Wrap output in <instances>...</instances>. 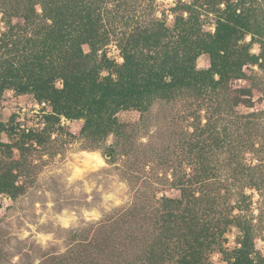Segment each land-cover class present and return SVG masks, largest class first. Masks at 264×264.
<instances>
[{
	"label": "rangeland",
	"instance_id": "374dc122",
	"mask_svg": "<svg viewBox=\"0 0 264 264\" xmlns=\"http://www.w3.org/2000/svg\"><path fill=\"white\" fill-rule=\"evenodd\" d=\"M100 1L103 2L102 11L105 14L104 20L107 21L106 28L110 31L109 42L100 51V55L106 53L108 56L112 52V48L108 47L111 45L116 49L118 56L123 58L118 47L120 34L117 33L128 29L126 25H122L127 20L133 27L142 26L145 22L157 19L156 13L160 12V19L168 24L167 13L171 12L174 20L168 26L172 27L175 21L173 8L166 7L162 3L158 4L157 0ZM178 1L180 0H176V5ZM190 2L191 0H188V3ZM23 5V0H0V25H2L0 39L10 29L7 24L9 19L13 26L24 25V19L15 12L22 9ZM203 13L206 22L204 29L211 32L210 29L215 25L216 14L212 10ZM14 33L15 39L23 35L33 36L32 31L22 33V30L17 29ZM254 45L257 46V50L252 52L259 54L260 45ZM85 46L90 52V47ZM8 56L10 57L11 54ZM112 60L116 61V57L113 56ZM197 65L200 69L210 68V57L207 55L200 57ZM255 67L258 71H254L253 66H248L245 71L248 75L247 79L234 80L230 83V101L240 102L237 106L234 105L232 110L218 103L217 110L214 107L213 111L205 109L201 112L197 109V105L193 104V99L180 96L171 103L155 102L146 113L135 110L122 111L116 115L115 128L118 130L100 147H94L95 144L91 139L82 135L84 124H81V120H68L69 124L64 127L56 124L53 130L43 132L42 144H38L36 139L24 141L22 138L24 133L41 131L39 127L44 128L43 111L51 113L53 108L46 102L45 110L41 111L43 102H38L33 95H17L11 90H5L0 97V132L7 134L11 142L9 144L16 143L19 146L24 144L25 150L21 151L14 147L17 152L14 153L12 149L10 157L2 154L0 160V173L9 168L10 164L13 163V166L15 162L18 164L15 170L19 176L17 184L23 188L16 198L0 195V264H173L176 262L181 255L182 242L176 240L170 242L171 248L168 252H164L165 237L162 234L164 225L159 219L162 214L159 210H162L164 198L182 199L180 189H174L171 185L174 169L180 168L185 174V180L197 175L191 168V161L195 159L196 152L192 153L194 155L190 153L192 149L190 141L197 139L193 126V113L199 116L202 125H205L207 119L211 117V121L217 124L216 132L222 136L224 135L222 130H227L231 149L235 150L233 155L239 153L238 150L244 149L238 157L235 156L236 162L231 167L226 162H230L231 151L226 148L225 152L224 148L214 149L211 146L208 153L212 152V157L209 161L213 160L210 166L215 167V175L208 177L210 180L208 178L204 180L205 187L201 191L195 185L191 186L197 198H201V195L206 198L199 207L191 206V209L198 212L197 215L201 216L203 223L215 222L213 227V231L216 232L215 243L212 250H207L206 261L212 264L210 257L220 253L219 264H228L226 253H231L233 250L224 248L228 241L223 238L225 234L221 235V231L225 229L228 220L238 215L244 217V220L253 226L255 239L264 240L263 177L258 172L251 177L248 172H242L240 167L239 174L233 170L237 167V162L239 165L254 167L260 163L259 156L264 159V69ZM107 73L104 71L101 76ZM240 81L244 83L240 85ZM58 86L62 87V83H58ZM245 90L246 93L242 92ZM7 92H11L12 95L8 96ZM220 100L224 104L228 101L224 95ZM21 115L24 116L22 121H20ZM30 124L31 128H29ZM73 129L80 130L76 135H72ZM52 133H56L55 140L51 139ZM109 138L112 142L111 147L106 146ZM73 142L80 144V150L103 152L106 162L115 165L98 173H90L85 179L90 184L94 182L98 188L103 186L105 194L114 193V189L111 188L113 183L111 177H117L120 182L125 183L127 190L123 195L117 194V198L123 200L124 196H127L128 200L120 207L105 210L102 207L104 201L101 192L94 190L91 194L93 199L89 203L82 183L78 182L71 187L67 185V173L63 170V162L68 145ZM207 142L210 143V139ZM255 150L260 153H256ZM45 156L47 159H44ZM226 178L228 181L224 182ZM164 179L168 181L163 184ZM256 183L262 185V188ZM77 187L80 188L79 192L75 191ZM257 195L259 199H256ZM210 200L217 204L215 205L217 213H210L211 210H207V206L211 207L207 204ZM49 203L53 205L52 208L48 207ZM108 203L112 204L113 201ZM37 204L40 205L39 208L36 207ZM64 209L76 214V221L69 229L61 227L56 219ZM92 209L100 213L101 220L88 222L83 219V210ZM254 211H258L259 215H254ZM234 212L238 214L234 215ZM220 217L221 220L217 221ZM232 227L233 225H230L226 233L231 234ZM238 230L242 233L240 229ZM39 234H51L53 239L44 246L37 239ZM239 238L240 235H237L236 243ZM170 254L174 256L170 258ZM255 257L259 261L264 259L259 252L255 253Z\"/></svg>",
	"mask_w": 264,
	"mask_h": 264
},
{
	"label": "trees",
	"instance_id": "16d2710c",
	"mask_svg": "<svg viewBox=\"0 0 264 264\" xmlns=\"http://www.w3.org/2000/svg\"><path fill=\"white\" fill-rule=\"evenodd\" d=\"M23 2L24 7L15 12L24 19V25L13 26L9 19L10 29L0 39V97L5 90H11L17 95H33L38 102H47L53 108L51 113H46L43 131L24 133V141L36 139L42 144L43 132L53 130L63 115L67 120L86 121L82 135L90 138L94 147H100L118 130L115 128L118 113L132 110L146 113L155 102L171 103L180 96L193 99L201 112L213 111L214 107L217 110L218 103L232 110L240 102L230 101V83L248 78L243 71L245 65L264 69V0H191L190 3L180 0L173 8L172 27L166 26L163 19H153L136 27L127 20L122 25L128 29L120 33L112 31L120 34L118 47L124 59L121 65L109 59L106 53L98 55L108 44L110 33L100 0ZM221 3L225 4L223 10L219 7ZM37 5L42 8V14L37 13ZM211 10L216 14L214 34L204 29L203 12ZM183 11L188 13L186 19ZM17 29L22 33L32 31L34 37L21 34L23 36L15 39ZM247 36L252 39L245 43ZM254 44L260 45L259 54L252 52ZM85 45L90 47L88 55L81 50ZM204 55L210 57L208 69L197 65ZM104 71L107 75L101 76ZM217 75L219 80L215 79ZM58 83H62V87ZM222 95L227 97L225 104L220 100ZM192 118L197 139L190 141V153L196 152V156L192 154L195 159L191 161V168L197 175L185 180L184 172L174 169L171 185L180 189L182 199L164 198L159 210L162 213L159 219L164 225V252L171 248L170 242H182L181 255L173 264H210L206 257L207 250H212L215 243V222L203 223L198 212L191 209V206L199 207L206 199L203 195L197 198L192 187L195 185L201 191L205 187L204 180L214 177L215 167L210 166L213 160L209 161L212 152L208 153L212 147L231 151L230 162L226 161L231 167L236 162L235 156L244 150L233 155L235 150L231 149L227 130H222L223 136L217 133V124L211 117L205 125L195 113ZM15 144H0V160L2 154L10 157L14 147L25 150L24 144ZM259 160L254 167L237 162L233 170L239 174L240 167L251 177L258 172L264 180V159L259 156ZM12 164L0 173V194L16 198L23 188L17 184L18 164ZM166 181L164 179L163 184ZM227 181L226 178L224 182ZM256 185L262 188L259 183ZM213 201H207L211 205L207 210L217 213V204ZM220 220L221 217L217 221ZM230 225L242 232L243 239L239 238L238 243L243 247L226 253V261L232 264L235 257V264H253L249 259L254 252L253 226L238 215L227 221L221 235ZM172 256L174 254H170V258ZM254 259L256 264H264V259Z\"/></svg>",
	"mask_w": 264,
	"mask_h": 264
},
{
	"label": "clouds",
	"instance_id": "9594fccd",
	"mask_svg": "<svg viewBox=\"0 0 264 264\" xmlns=\"http://www.w3.org/2000/svg\"><path fill=\"white\" fill-rule=\"evenodd\" d=\"M181 2L188 3V0H181ZM157 3L158 4L162 3L166 7H169V6L172 8L176 7V0H157ZM219 7L221 10H223L225 8V4L221 3L219 5ZM36 11L38 14H42L43 10L39 5H37ZM239 11L240 10L237 9V15H239ZM167 15H168V24L166 26L170 25L172 23V21L174 20V16L171 12H168ZM209 15H211V14H209ZM187 16H188V13L185 12L184 13L185 19L187 18ZM156 17H157V19L161 18L160 12L156 13ZM49 23H51V21H49ZM0 27H2V25H0ZM210 31L213 32V34H214L215 25H213V28L210 29ZM251 39H252L251 36L246 37L247 42H250ZM108 47L112 48V52H110L108 54V58L112 59L113 56H115L116 57V63L118 65H121L124 62L123 61L124 59L118 56V53L114 47H112L111 45H109ZM81 50L85 55L89 54V49L86 46L82 47ZM256 50H257V46L254 45L252 51L255 52ZM99 54L100 53H98V55ZM262 62H264V61H262ZM247 68H248V65H245L243 71H246ZM253 70L258 71V69L255 66H253ZM215 79L219 80V76L217 75L215 77ZM243 83H244L243 81L239 82L240 85H242ZM6 94L8 96L12 95L11 92H7ZM253 102L255 103V98H254ZM37 110H38V108H37ZM43 110H45V107L41 111H43ZM25 111H27V109H25ZM249 111H251V109ZM46 113L47 112L43 111L44 119H43L42 125H44V127L46 126V118H45ZM23 119H24V116L21 115L20 121H22ZM84 123H86V121L81 120V124H84ZM68 124H69V121L67 120V118L64 117L63 115H61L59 127H64L65 125H68ZM31 127H32V125L30 124L29 128H31ZM39 128L41 131L43 130V127H39ZM79 130L80 129H73L72 135H76ZM189 131H192V129H189ZM56 138H57L56 133H52L51 139L55 140ZM9 143H11V142L9 141L7 134L4 132H0V144H9ZM106 146L107 147L112 146L111 138H109V141L106 144ZM13 151H14V153L17 152L16 149H13ZM44 159H47V156H45ZM57 159H59V157H57ZM253 163L255 164L256 162L254 161ZM114 166L115 165H110L109 163L106 162V160L104 159V153L103 152L80 150V144L78 142H73L70 145H68V149L65 153L64 162H63V170L67 173V176H66L67 185L69 187H71L72 185L77 184L78 182L82 183L84 193L87 196V201L89 203H91V201L93 199V196L91 194L94 190L101 192L102 193V199L104 201L102 207H104L105 210H110L112 208L120 207L124 201L128 200L127 196H124L123 200H120L117 198V194L123 195V193L127 190L126 184L123 182H120L117 177H111V179L113 180L111 188L114 189V193L105 194L104 190H103V186H100L98 188L94 182L90 184L85 179V177L90 173H98L102 169L110 168V167H114ZM169 179H171V175H169ZM75 191L79 192L80 188L77 187L75 189ZM0 195H2V194H0ZM197 195H199V194H197ZM256 199H259L258 195H257ZM109 201H113V203L109 204L108 203ZM52 206L53 205L51 203L48 204L49 208H52ZM36 207L39 208L40 205L37 204ZM254 207H255V203H254ZM235 214H238V213L234 212V215ZM253 214L258 216L259 212L254 211ZM56 219L59 221L61 227H63L64 229H69L73 225V223L76 221V214H75V212L70 213L67 209H64L62 214L57 216ZM83 219L85 221H88V222H97V221L101 220V215L96 209H92L91 211L83 210ZM41 223H43V220L41 221ZM253 223H255V221H253ZM33 231H35V229H33ZM25 235H27V233H25ZM237 235H240L241 240L243 239V234L239 233V230L237 228H235V226H233L231 228V234L225 233L223 238L226 239L228 241V243L224 245V248L229 249V250L241 249L243 247V245L241 243L235 242ZM37 239L41 242L42 245L46 246L47 243L53 239V237L51 234H48V235L39 234L37 236ZM253 244H254L255 251L249 255V259H252L253 264H256V261L254 259L256 252H259L261 257H264V240L257 238L253 241ZM61 251H63V249H61ZM210 260L212 261V264H219V262L221 261V254L220 253L213 254L210 257ZM232 264H235V257L232 258Z\"/></svg>",
	"mask_w": 264,
	"mask_h": 264
},
{
	"label": "built area",
	"instance_id": "2783aa9c",
	"mask_svg": "<svg viewBox=\"0 0 264 264\" xmlns=\"http://www.w3.org/2000/svg\"><path fill=\"white\" fill-rule=\"evenodd\" d=\"M41 105H42V107L44 108L46 104H45V103H42ZM39 107H40V105H39ZM39 107H38V109H39ZM41 110H42V109H41Z\"/></svg>",
	"mask_w": 264,
	"mask_h": 264
}]
</instances>
